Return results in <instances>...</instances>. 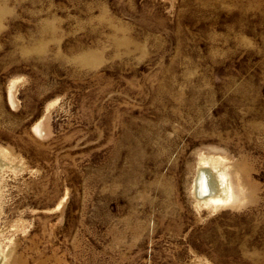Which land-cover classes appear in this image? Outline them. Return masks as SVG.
<instances>
[{
    "label": "rangeland",
    "instance_id": "1",
    "mask_svg": "<svg viewBox=\"0 0 264 264\" xmlns=\"http://www.w3.org/2000/svg\"><path fill=\"white\" fill-rule=\"evenodd\" d=\"M0 264H264V0H0Z\"/></svg>",
    "mask_w": 264,
    "mask_h": 264
},
{
    "label": "bare ground",
    "instance_id": "2",
    "mask_svg": "<svg viewBox=\"0 0 264 264\" xmlns=\"http://www.w3.org/2000/svg\"><path fill=\"white\" fill-rule=\"evenodd\" d=\"M207 175H208V173L206 172V170L204 171V172H202L201 174H200V176H199V181H198V194H199V196H201L200 198H203V199H207V200H209V199H212V200H215V201H221L222 200V198L220 197V196H222L221 194H219V188H221V185H222V182H221V184H219V182H218V184L220 185H218L217 186V188H212L211 190L209 189V184H208V180H207ZM224 179V178H223ZM220 180H222V179H220ZM217 181H218V179H217ZM216 181V182H217ZM228 183V182H227ZM217 185V184H216ZM223 185H226V184H223ZM222 185V186H223ZM229 185V184H228ZM222 191L224 190V191H226L227 193H228V195H226V193H225V197L223 196V200H225V201H227V200H230L231 198H230V194L231 193H229L230 192V189H229V187H225L224 189H221ZM233 196V195H232ZM233 199V198H232ZM229 202V201H228ZM229 204V203H228ZM221 205V204H220Z\"/></svg>",
    "mask_w": 264,
    "mask_h": 264
}]
</instances>
